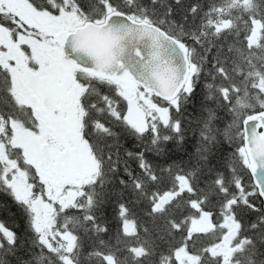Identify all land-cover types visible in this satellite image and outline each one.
<instances>
[{
	"label": "snow or ice",
	"instance_id": "6c2138e0",
	"mask_svg": "<svg viewBox=\"0 0 264 264\" xmlns=\"http://www.w3.org/2000/svg\"><path fill=\"white\" fill-rule=\"evenodd\" d=\"M0 264H264V0H0Z\"/></svg>",
	"mask_w": 264,
	"mask_h": 264
},
{
	"label": "trees",
	"instance_id": "16d2710c",
	"mask_svg": "<svg viewBox=\"0 0 264 264\" xmlns=\"http://www.w3.org/2000/svg\"><path fill=\"white\" fill-rule=\"evenodd\" d=\"M0 218L4 219L7 223V225L10 227L13 226L14 224L18 223V221L13 218L11 213L7 214V216L0 217Z\"/></svg>",
	"mask_w": 264,
	"mask_h": 264
}]
</instances>
